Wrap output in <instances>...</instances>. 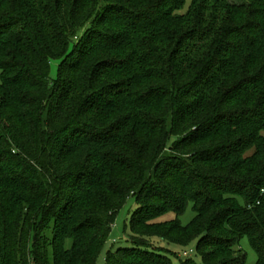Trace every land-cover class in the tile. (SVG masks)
<instances>
[{
    "label": "trees",
    "instance_id": "obj_1",
    "mask_svg": "<svg viewBox=\"0 0 264 264\" xmlns=\"http://www.w3.org/2000/svg\"><path fill=\"white\" fill-rule=\"evenodd\" d=\"M186 1L0 0V264H264V0Z\"/></svg>",
    "mask_w": 264,
    "mask_h": 264
},
{
    "label": "rangeland",
    "instance_id": "obj_2",
    "mask_svg": "<svg viewBox=\"0 0 264 264\" xmlns=\"http://www.w3.org/2000/svg\"><path fill=\"white\" fill-rule=\"evenodd\" d=\"M192 1L193 0L186 1V5H185L183 12H187ZM52 67H53L52 78L56 79L57 74H58V69L60 67V63L53 62ZM0 82H1V72H0ZM135 206L136 205L134 201L130 200L127 206L119 213L117 222L112 230L110 239L105 247L103 257H101L98 264H105L104 255H106L108 251L110 250L115 251L120 246L127 244L129 240V236H128V233L125 234L126 220L128 219L129 214L134 210ZM194 217H195V213L192 210V205H191L187 213L183 217L180 218L182 225L183 226L188 225L193 220ZM175 219H176L175 214L169 213V214L163 215L162 217L156 219L154 222L155 223H166V222L173 221ZM145 243L149 245L150 247H152L153 249L164 252V253H169L171 256L178 255L180 258H183V257H186L185 253L187 254L189 253L188 258L194 259L198 264L202 263L201 258L198 257L195 253V245L187 249H180V248L170 247L167 244L162 243L160 240H155V239L154 240L150 239L149 241H146ZM191 250H193L194 253H191L190 252ZM237 250L240 251V255H242L243 253L246 255L247 258H246L245 264H256L257 263V260H258L257 254L246 238L241 240L240 247H238ZM174 263L179 264L177 259H174Z\"/></svg>",
    "mask_w": 264,
    "mask_h": 264
},
{
    "label": "built area",
    "instance_id": "obj_3",
    "mask_svg": "<svg viewBox=\"0 0 264 264\" xmlns=\"http://www.w3.org/2000/svg\"><path fill=\"white\" fill-rule=\"evenodd\" d=\"M185 255H187V253H185Z\"/></svg>",
    "mask_w": 264,
    "mask_h": 264
}]
</instances>
